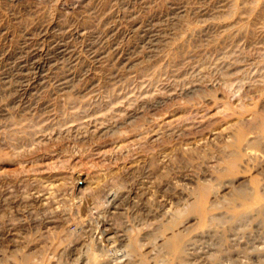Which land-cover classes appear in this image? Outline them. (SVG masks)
Listing matches in <instances>:
<instances>
[{
	"label": "rangeland",
	"instance_id": "rangeland-1",
	"mask_svg": "<svg viewBox=\"0 0 264 264\" xmlns=\"http://www.w3.org/2000/svg\"><path fill=\"white\" fill-rule=\"evenodd\" d=\"M254 186L264 0H0V264H264Z\"/></svg>",
	"mask_w": 264,
	"mask_h": 264
},
{
	"label": "bare ground",
	"instance_id": "bare-ground-1",
	"mask_svg": "<svg viewBox=\"0 0 264 264\" xmlns=\"http://www.w3.org/2000/svg\"><path fill=\"white\" fill-rule=\"evenodd\" d=\"M227 207L229 210L233 212L237 211L238 209L236 210V208L238 207L239 210L235 212V215L238 216H241L245 213H249L250 211L256 212V214H258L264 208V196L262 193L258 192L255 186L252 187L250 190H244V189L236 190L233 191L232 203L229 204ZM193 208L199 211L200 222L202 223L209 222L212 225H216L219 222H221L223 219L214 214L210 215L208 213V208L205 207L203 198H199L198 203L195 204ZM223 221L225 222V220ZM228 221H229V217H228ZM228 223H230V221ZM170 229H171L170 226L164 227L165 231H168ZM163 237L164 238L162 240L161 245L168 253L169 259L167 261H164L165 263L161 259H158V263L185 264V259L187 254V250H185V239L175 232H170L167 236H163ZM130 246L132 252H135L136 249L134 247L133 242L130 243ZM101 255L103 256L104 253L98 255L92 252L86 257L84 264L96 263V261L99 260ZM138 258H139L138 262H142V263L143 261L145 262V259L143 257H138ZM16 264H27V255L23 254Z\"/></svg>",
	"mask_w": 264,
	"mask_h": 264
}]
</instances>
